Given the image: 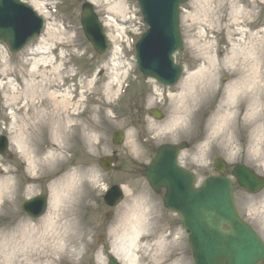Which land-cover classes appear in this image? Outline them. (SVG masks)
Returning <instances> with one entry per match:
<instances>
[{
	"label": "rangeland",
	"instance_id": "obj_1",
	"mask_svg": "<svg viewBox=\"0 0 264 264\" xmlns=\"http://www.w3.org/2000/svg\"><path fill=\"white\" fill-rule=\"evenodd\" d=\"M26 1L45 18L46 26L39 38L19 52L10 53L6 46L0 44V135L5 134L9 139L8 151L0 153V178L9 176L16 184L26 187L14 194L10 203L1 202L0 212L3 216L0 223H16L21 219L32 223L41 221L51 210L54 181L60 175H71L76 177L75 185L79 190L75 200L78 225L88 229L86 241L79 249L80 254L75 257L78 264H108L110 256L117 257L124 264L116 255V242L120 244L124 237V226L119 221L129 194L133 199L149 203L147 212L152 214L150 217L156 216L153 224L162 223L167 233L173 231L172 239L180 237L176 251L178 258L185 257L187 264H195L180 217L164 207V191L151 187L144 170L160 144L184 140L188 142V147L181 152L179 163L195 172L198 177L196 184H201L214 173L213 160L216 156L225 158L229 172L233 165L244 163L264 176V156L258 158L257 154L244 151L247 146L244 132L237 140L243 150L223 149L209 123L210 116L221 103L223 87L232 78L234 65H231L230 56L242 37L235 34L230 38L227 35L228 27L223 29L222 23L225 25V22L219 19L222 13L218 9L222 10L232 30L241 28L245 32L255 31L258 28L251 29L246 23L232 21L238 14L244 20L248 18L244 12L250 10L246 6V2H250L255 13V26L264 25V0H232L226 7H223V0H189L185 3L179 20L184 50L176 54V60L183 65L184 71L173 87L145 78L136 65L135 44L147 29L137 0H89L94 4L110 40L109 49L103 55L93 49L82 29L81 0ZM50 29L53 35L49 34ZM244 39H247V34ZM205 47L210 48L203 50ZM219 48L223 50L221 56L217 54ZM206 54L216 59L220 57L223 61L224 71L217 80V87L221 91L208 99L200 110L193 109L191 122L173 125L176 110L174 97L180 93L183 80L203 65ZM41 56L51 57L55 65L67 70L59 83L78 102L77 106L74 103L69 110H65L67 112L64 114L72 119L68 123L72 138L67 143L68 149L61 155L60 164L48 167L51 172L48 175L27 171L25 158L14 144L13 91L6 85L9 79L17 83L15 77L7 72L16 70L27 74L32 62ZM153 108H159L164 117L154 118L150 114ZM118 129L125 133L121 145H116L112 140L113 133ZM49 140L47 134L44 143ZM103 156L115 157L112 170L104 171L100 166ZM8 169L12 170L10 174L6 172ZM32 182H35L36 188L30 192L27 187ZM115 183L121 185L124 199L110 207L103 196ZM127 186H130V191ZM39 194L48 197V207L41 217L33 218L21 209V204ZM234 195L238 213L264 240V189L260 193L250 194L237 186ZM137 255L140 258L142 251ZM139 264H149V259L142 258Z\"/></svg>",
	"mask_w": 264,
	"mask_h": 264
},
{
	"label": "bare ground",
	"instance_id": "obj_2",
	"mask_svg": "<svg viewBox=\"0 0 264 264\" xmlns=\"http://www.w3.org/2000/svg\"><path fill=\"white\" fill-rule=\"evenodd\" d=\"M230 1L232 0H223V7ZM246 6L250 7L248 12H244V16L248 18L244 20L238 14L232 22L246 23L251 29L258 28L255 31L245 32L241 28L232 30L222 10L218 9L222 14L217 11L219 19L225 22V25L222 23L223 29L228 27L227 35L230 38L235 34L242 36L230 56L231 65H234L230 82L221 88L222 91L217 87L218 76L224 71L223 61L220 57L216 59L209 54L204 55L203 65L183 80L180 93L174 97L176 110L172 123L176 125L191 122L193 109H201L208 99L219 95L221 91L219 108L209 118L217 142L223 149L243 150L237 140L244 132L247 145L244 151L262 158L264 25L255 26V13L250 2H246ZM241 8L243 13V7ZM49 34L53 35V30L50 29ZM246 34L247 39H244ZM208 48L210 47L202 49ZM217 54L221 56L223 50L219 48ZM66 71L60 65H55L51 57L41 56L32 62L27 74L16 70L7 72L17 82L14 84L9 79L6 85L13 91V141L18 152L25 158L27 171L50 174L48 167L60 164L61 155L68 149L67 143L72 138L68 123L72 119L64 113L74 103L77 106L78 102L59 83ZM47 134L50 140L44 143ZM6 172L10 174L12 170L8 169ZM34 183L27 187L30 192L36 188ZM76 183V177L65 174L54 181L51 210L41 221L32 223L21 219L16 223H0V264H78L75 257L80 254L79 249L86 241L88 229L78 225L75 200L79 190ZM18 184L9 176L0 178V204L2 201L10 203L14 194L26 188ZM126 188L130 191V186ZM131 196L129 194V199L121 210L119 224L124 226L125 232L120 244L116 242L118 258L124 264H139L142 258L149 259V264H187V259H179L176 253L180 237L172 239L173 231L167 233L162 223L153 224L156 216L154 214L150 217L152 214L147 212L149 203ZM2 216L0 212V217ZM141 251L142 255L138 258L137 254Z\"/></svg>",
	"mask_w": 264,
	"mask_h": 264
},
{
	"label": "water",
	"instance_id": "obj_3",
	"mask_svg": "<svg viewBox=\"0 0 264 264\" xmlns=\"http://www.w3.org/2000/svg\"><path fill=\"white\" fill-rule=\"evenodd\" d=\"M150 26L137 43V61L145 76L158 82L173 85L177 82L182 66L176 64L174 52L183 49L179 30L180 4L187 0H139ZM82 22L96 50L103 53L107 41L101 23L89 2L83 4ZM44 20L27 3L21 0H0V40L11 50H19L32 37L38 35ZM157 118L162 114L152 112ZM123 133L115 134V142L121 143ZM184 144H164L146 169L155 189L166 187L165 206L174 209L182 217L189 232L190 246L194 250L196 264H260L264 261V243L256 232L237 214L230 179L224 175L226 163L218 159L215 169L220 175L210 177L205 185L195 188V176L177 164V155ZM8 148L6 137L0 138V152ZM111 159L102 162L111 168ZM233 174L250 192L264 186V178L245 165H237ZM123 197L118 185L105 196L109 205L117 204ZM46 196L40 195L27 201L23 208L33 216H40L46 209ZM228 226V230L224 226ZM110 264H118L111 258Z\"/></svg>",
	"mask_w": 264,
	"mask_h": 264
}]
</instances>
